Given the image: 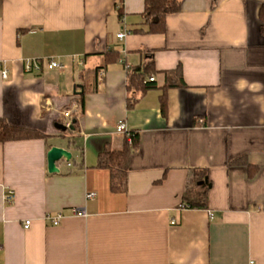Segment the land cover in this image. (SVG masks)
<instances>
[{
  "label": "crops",
  "instance_id": "1",
  "mask_svg": "<svg viewBox=\"0 0 264 264\" xmlns=\"http://www.w3.org/2000/svg\"><path fill=\"white\" fill-rule=\"evenodd\" d=\"M119 4L0 0V119L49 136L0 144V264H264V0H182L163 35L131 33L144 0ZM109 51L119 60L96 73ZM147 51L156 87L129 110L126 68ZM28 60L41 71L26 73ZM178 67L186 87L167 90L163 115L165 73ZM74 120L72 135L56 128ZM120 123L139 141L128 191L115 194L97 163L124 148ZM53 147L74 162L50 174ZM195 169L210 180L207 210L181 207Z\"/></svg>",
  "mask_w": 264,
  "mask_h": 264
},
{
  "label": "trees",
  "instance_id": "2",
  "mask_svg": "<svg viewBox=\"0 0 264 264\" xmlns=\"http://www.w3.org/2000/svg\"><path fill=\"white\" fill-rule=\"evenodd\" d=\"M122 1L123 0H119L120 4H122ZM181 3L182 0H144L145 7L142 13L143 24L140 28H135L131 33H145L151 35L165 34L167 30V17L179 13L181 11ZM117 11L119 19L122 20L124 16L122 7L119 6ZM259 18L262 23L261 33L264 37V5H262L260 9ZM145 54L147 62L144 63L143 66L126 68L128 92L127 108L129 110L133 109L136 102H138L149 90L156 87L155 79L152 82L149 81V78L152 76L154 77L157 73L154 64V51H147ZM102 57L103 64L95 70L96 73L107 69L109 65L117 62L120 55L118 52L109 51L103 54ZM97 75L98 74H95L96 77ZM165 75L169 82L163 88L164 92L160 98L163 115L167 114V90L175 87H186L183 82L181 67H178L174 71L166 72ZM84 98L85 95H83L81 101H79L82 110L81 114L84 112ZM76 124L77 122L74 120L71 123L73 129H69L64 135L67 133L69 135L74 134L76 131ZM131 134V143L128 142L127 138L124 136L125 142L122 150H111L106 148L98 158L97 168L105 169L110 172V190L115 194H124L128 191L130 156L134 149H136L139 141L137 132L131 131ZM48 138L49 136L37 130L14 126L0 119V144L34 139L47 140ZM69 143V145H74L75 142ZM70 162L73 164L74 160ZM205 180H207V184L200 185V183ZM210 185L207 172L197 169L192 170L182 196L181 207L189 210L209 209Z\"/></svg>",
  "mask_w": 264,
  "mask_h": 264
},
{
  "label": "built area",
  "instance_id": "3",
  "mask_svg": "<svg viewBox=\"0 0 264 264\" xmlns=\"http://www.w3.org/2000/svg\"><path fill=\"white\" fill-rule=\"evenodd\" d=\"M127 35H128L127 32L122 31L119 34V39L122 41V40H124L127 37ZM45 64H46V68L48 70H56V69L61 70L63 68L62 64H60L59 62H57L55 60H47ZM41 69H42V62L40 60H28L25 63V72L26 73L40 72ZM0 74H1L2 78L5 79V80L8 79V77H9V71L6 70V69L1 68V65H0ZM149 81H151V82L154 81V77L153 76L150 77ZM67 125L69 126V124H67ZM116 134L121 135V136H125L127 138L128 142L131 143L132 134H131V131L128 130V128H127L125 123H120L117 126ZM66 163H67L68 167L72 166L71 162H66ZM93 197H94V194H89L88 195V198H93ZM12 199H13V193L10 192L9 193V197L7 198V200L11 201ZM77 214L85 216L86 212L84 210H79V211H77ZM45 219L51 225L57 226V225H59L60 221L63 219V216L62 215H57L56 217L47 216ZM174 223L175 222L172 221V224H174ZM30 225H31V221L30 220H26L25 224H24V228L28 229L30 227ZM249 264H256V263L255 262H250Z\"/></svg>",
  "mask_w": 264,
  "mask_h": 264
},
{
  "label": "water",
  "instance_id": "4",
  "mask_svg": "<svg viewBox=\"0 0 264 264\" xmlns=\"http://www.w3.org/2000/svg\"><path fill=\"white\" fill-rule=\"evenodd\" d=\"M56 128L62 132H66L68 129H73V127H67L62 124H56ZM48 160V171L50 174L58 173L59 169L57 168V163L61 160L70 162L72 160V154L66 149L53 147L49 150L47 155ZM207 184V180L201 182L200 185Z\"/></svg>",
  "mask_w": 264,
  "mask_h": 264
}]
</instances>
